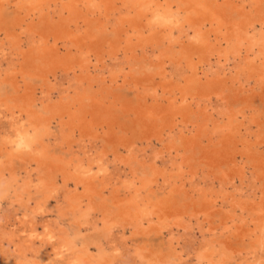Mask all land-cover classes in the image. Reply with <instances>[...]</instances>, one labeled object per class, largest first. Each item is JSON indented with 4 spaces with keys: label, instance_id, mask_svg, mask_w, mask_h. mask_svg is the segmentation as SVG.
<instances>
[{
    "label": "bare ground",
    "instance_id": "obj_1",
    "mask_svg": "<svg viewBox=\"0 0 264 264\" xmlns=\"http://www.w3.org/2000/svg\"><path fill=\"white\" fill-rule=\"evenodd\" d=\"M0 33L18 93L0 97V204L15 208L0 264H263L264 132L235 103L264 98V0H0ZM95 86L132 90L128 124ZM51 198L61 219L41 222ZM126 227L166 232L173 254L130 247Z\"/></svg>",
    "mask_w": 264,
    "mask_h": 264
},
{
    "label": "rangeland",
    "instance_id": "obj_2",
    "mask_svg": "<svg viewBox=\"0 0 264 264\" xmlns=\"http://www.w3.org/2000/svg\"><path fill=\"white\" fill-rule=\"evenodd\" d=\"M3 37H4V34L0 33V40ZM3 66H4V68L6 67V62L4 63ZM3 66H2V69H3ZM137 68L138 69L141 68V64L139 62L137 64ZM33 83H34V85L36 84L37 86H40V82H38V81L37 82L34 81ZM94 91L96 92L98 97L102 99L103 105L114 112V116L119 119L120 123L128 124L130 122L132 115L130 116L126 113V111L128 110L126 106H128V104L130 105V103L133 107H136L138 105L137 104L138 98H136V96L134 95L132 90H128L126 88L112 90V89H104L100 86H95ZM17 94L18 93L13 89L12 85L8 82V80H5L3 76H0V97L2 98V96H3V99H9L11 101L12 97L17 95ZM251 96H253V93H247L246 97H248V99L240 100V99H242V97L239 98L238 101L235 103V106L237 109H247L248 112L250 111L249 109H253V113L255 111L254 118L257 119L258 121H260V123H261V125L259 126V129L262 132H264V98L259 96V92H256L255 96H253V97H251ZM38 105H40V104H38ZM43 113H44L43 114L44 116L50 115L49 113H47L45 111ZM248 114H251V112H249ZM52 126H53V131L58 132L57 122H53ZM120 133L124 134V136L126 138L132 137V134H127V133L125 134L123 131H120ZM138 141H139L138 145L140 147L147 145V143L143 144L142 140H140V139ZM52 142H54L53 139H52L51 143ZM155 142L157 143V140L156 141L154 140V143ZM100 143H105V139L103 137V134L101 135ZM161 145L162 144H160V143L157 144L158 147H160ZM178 145L181 146V143L179 141H178ZM109 147L112 149L111 146H109ZM202 147L206 149V148L210 147V145L208 146V143L206 141L202 144ZM49 149L53 153H55L57 156L62 155V156L68 157L65 150H62V148L59 145H55L54 143H52ZM195 150H190L189 152H186L185 154L187 157H190L193 155V157L191 158V161H190V163L192 164V167L195 166L196 168L195 167L194 168L197 170L200 169L201 167L203 169L205 167V163H204L205 160L202 159L203 158V153L201 151L202 149L199 148V146H198V147H195ZM17 166H18L19 170L22 171L20 163H18ZM140 170H141V168H139V172H140ZM161 194L162 193H160V195ZM107 197L108 198L111 197L110 193ZM10 200H11V198L8 197L6 200L2 201V203L0 204V209H1L0 213H3L4 210H6L8 208H10L12 210L15 209L13 207V205L10 203ZM35 200H36V198L32 199V204L35 203ZM178 200H179L180 205H182V206H185V204L188 203V201L184 200V196H182V197L178 196ZM6 201H8V202H6ZM58 204L59 203H58L57 199L51 198L50 202L48 203V210L49 211H47V212L45 211L44 213H46V214L43 213L42 215H39V218L42 220V221L41 220L40 221L43 222L44 220H48V219L49 220H55V219L60 220L61 218L59 216V209L57 207ZM6 205H7V208H6ZM8 206H10V207H8ZM183 208L185 209V207H183ZM190 211H192V207L190 208ZM16 213L19 214L16 217L22 216V211L19 210V212L16 211ZM45 215H47V216H45ZM210 219L212 221V224L209 223V225L218 226V225H220V223L222 221V213L217 211L216 216L214 218H210ZM61 223H63L65 227H69V224H71V226L74 228L77 227L75 221L72 219L71 216H65L64 218H62ZM12 228L16 229L17 227L12 226ZM9 230H11V228H9L8 230H5V231L7 233H9ZM17 232L19 233V230ZM125 233L128 237L130 236V238H129V240H130L129 246L130 247H132L135 244H140V245H146L149 251H157V252H160L161 254H165V255H172L173 254V251L171 250L166 232L163 234H157L155 232H152L149 237H145L144 235L135 236L133 233V230L130 227H126ZM194 233H195V237L201 236L199 230L196 228L194 229ZM20 234H22V233L20 232ZM24 235H27V233H25ZM206 237L209 238V235L207 234ZM232 237H233L232 238L233 239L232 244L236 248H237V246H238V248H248V247L250 248V242H246L245 244H241L237 240L234 239V236H232ZM5 248H6V245L3 248H0V252L2 250H4ZM35 248H38V247H35ZM32 253H33V255H32ZM45 253H46V251L43 254H45ZM35 254H36V251H33L30 253L31 256H36L39 259L40 257L38 256V254H36V255ZM0 259L2 260L1 256H0ZM52 259H53V264H67L68 263L67 260L55 258V256L53 254H52ZM263 264H264V261H263Z\"/></svg>",
    "mask_w": 264,
    "mask_h": 264
},
{
    "label": "clouds",
    "instance_id": "obj_3",
    "mask_svg": "<svg viewBox=\"0 0 264 264\" xmlns=\"http://www.w3.org/2000/svg\"><path fill=\"white\" fill-rule=\"evenodd\" d=\"M18 148H26L28 147V145L26 144L25 140L23 137L20 138L18 144H17Z\"/></svg>",
    "mask_w": 264,
    "mask_h": 264
}]
</instances>
